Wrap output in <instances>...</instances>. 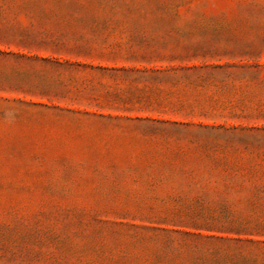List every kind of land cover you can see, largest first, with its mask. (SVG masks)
<instances>
[{
    "label": "rangeland",
    "instance_id": "374dc122",
    "mask_svg": "<svg viewBox=\"0 0 264 264\" xmlns=\"http://www.w3.org/2000/svg\"><path fill=\"white\" fill-rule=\"evenodd\" d=\"M0 264H264V0H0Z\"/></svg>",
    "mask_w": 264,
    "mask_h": 264
}]
</instances>
